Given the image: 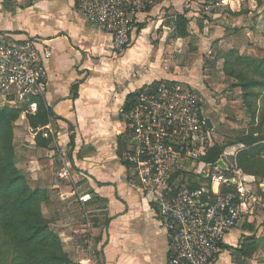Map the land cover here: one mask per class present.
<instances>
[{
    "label": "crops",
    "instance_id": "1",
    "mask_svg": "<svg viewBox=\"0 0 264 264\" xmlns=\"http://www.w3.org/2000/svg\"><path fill=\"white\" fill-rule=\"evenodd\" d=\"M262 3L259 7L258 0H244L241 12L204 16L185 13L182 0L167 1L140 19L132 44L118 55L112 36L78 13L76 0H0V40L36 39L53 53L43 99L49 124L39 128L53 143L40 148L33 136L31 145L44 160H16L22 172L32 171V180L43 176L50 192L59 187L54 185L60 183L56 170L60 174L68 162L74 189L49 196L51 201L60 196L68 208L77 206L83 212L76 240L67 239L73 264L168 263L167 232L122 160L127 139L123 109L128 96L163 80L206 96L205 57L220 51L224 55L237 50L246 56L260 51L247 42L258 40L264 27ZM181 15L190 20L184 38L175 26ZM215 41L219 43L213 46ZM23 126L35 135L29 124ZM83 195H90L91 201L80 202ZM235 233L239 231L228 239L233 235L236 241ZM233 243L228 240V246ZM240 257L225 250L215 264H242Z\"/></svg>",
    "mask_w": 264,
    "mask_h": 264
},
{
    "label": "built area",
    "instance_id": "2",
    "mask_svg": "<svg viewBox=\"0 0 264 264\" xmlns=\"http://www.w3.org/2000/svg\"><path fill=\"white\" fill-rule=\"evenodd\" d=\"M167 1L76 0V9L92 26L112 36L120 55L132 44L140 19ZM243 1L182 0V7L185 13L213 16L241 12ZM52 57V50L36 39L0 40L1 106L21 110L24 121L35 116L38 100L45 96ZM123 118L124 163L167 232V264H215L255 197L237 165L221 159L226 165L222 169L218 162L201 160L211 148V131L198 95L179 82L159 81L138 91ZM187 157L192 161L188 163ZM63 164L59 175L66 179L69 166ZM196 166L198 170L191 169ZM89 201L90 195L80 197L82 203Z\"/></svg>",
    "mask_w": 264,
    "mask_h": 264
},
{
    "label": "rangeland",
    "instance_id": "3",
    "mask_svg": "<svg viewBox=\"0 0 264 264\" xmlns=\"http://www.w3.org/2000/svg\"><path fill=\"white\" fill-rule=\"evenodd\" d=\"M157 31L154 30V32ZM193 42L195 45L196 39H193ZM218 43L219 41H215L213 46ZM247 46H260L261 48L260 51L255 49L254 54H248V59L254 58V64L264 59V27L262 32L258 34V40H253L252 43L248 41ZM248 49L247 53L250 52V49ZM214 54L205 57V67L208 70L203 74L202 80L206 81L207 84L202 90H205L206 96L201 91L198 92V89L195 90L182 83L181 85L185 89L195 92L199 97L205 116L209 119L210 146L222 148V159L229 165H238L237 161L239 159V164L246 168H240L239 170L248 177L247 183L252 186L250 193L255 197V200L251 201L252 209L250 208L242 215L233 230H237L239 233L234 234L237 235L236 241H234L233 235L228 239L231 243L235 242L228 251L231 252L232 256L238 258L237 247L246 238L244 245L249 255L240 257L242 258L241 263L264 264V159L262 157L264 149H260L264 146V141L251 146L242 142L243 139L249 136L264 137V90L256 85L262 79L255 67L256 64L247 63L243 59L247 54L242 55L239 51L238 56L223 55L221 51L218 55ZM239 56H241V60H237L236 57ZM23 124L28 125L29 122L19 118L14 124L13 146L15 157L19 156L21 161L24 158L25 160L34 158L37 162H41L44 158L31 145L32 139L36 138L39 131L38 129L36 131L32 130L35 134L32 135L31 131L27 130ZM16 128L22 131L16 132ZM42 135L44 139H49L44 136V131H42ZM10 140L9 133L5 129L0 130V164L2 160L6 161L7 159V145ZM251 150L253 151L252 155H246ZM243 152L246 154L241 155ZM122 160L124 161L123 155ZM187 161L188 163L192 161L191 157H187ZM191 169L198 170V167H192ZM24 170L21 173H23L25 181L29 183V189L32 192L39 191L42 194V196H39L40 200L44 198L43 192H46V198L50 190L44 185L43 176L38 174L37 179L32 180V171ZM14 173L13 171L2 173L4 176L0 179V183L3 187L11 181ZM56 173L58 175L57 180L61 184L54 183L59 187L51 191L52 195L55 192H66L74 189L72 178L62 179L59 175V169L56 170ZM23 195H25V191L19 186L11 196L0 198V207L5 208L6 219L15 223L17 220L24 222L21 227L15 224V227L9 233H6L5 226L1 225L4 222L0 223V264H50L51 260L49 259L53 256L59 257L57 258L58 263L65 264L63 257H67V259L70 257L67 239L73 237L74 241L76 240L78 235L77 226L81 222L79 213L83 214V212L77 206L73 207L72 205L71 208H68L67 201L61 199L60 196L51 201L49 195L47 197L48 201L42 203V205H36L32 212L29 210L14 211V201ZM75 204L77 205L76 202ZM30 215H34L32 221ZM34 226H43L40 227L41 234L34 243L27 245L24 243V238L35 230ZM5 250L6 254L3 255ZM225 256H223L222 262L226 261L227 257Z\"/></svg>",
    "mask_w": 264,
    "mask_h": 264
},
{
    "label": "trees",
    "instance_id": "4",
    "mask_svg": "<svg viewBox=\"0 0 264 264\" xmlns=\"http://www.w3.org/2000/svg\"><path fill=\"white\" fill-rule=\"evenodd\" d=\"M258 4L259 7L262 6V0H258ZM190 23V20H188L184 15H181L178 17L177 21H176V31L178 36L180 37H186L187 36V27L188 24ZM229 54L228 56H234V55H239L238 51L236 50H232L230 52H227L226 55ZM225 55V56H226ZM239 57H236L237 60H241ZM235 58V59H236ZM249 56L243 57L244 60L247 61V63L249 62H255L254 58H250L248 59ZM242 59V60H243ZM251 64V63H250ZM254 64V63H253ZM256 64V65H255ZM254 65L256 67V69L258 70V72L261 75V79L262 81L257 83L256 85L260 86L261 89L264 90V59L259 60L258 62H256ZM137 93L131 94L130 96H128L125 107L123 109V117L124 114L126 112L129 111V109L131 108L133 101L135 99V97L137 96ZM38 104H39V109H38V113L35 116H29L28 117V122L30 127L36 131L39 128H43L46 127L49 124V119L47 116V112L45 110V105H44V101L43 99H39L38 100ZM22 114V111L19 109H14V108H9V107H2L0 104V130L5 129L7 131V133H9V135L11 136V140L8 142L9 144L7 145L8 148V156L6 161L2 160V163L0 164V179L3 178V174L5 172L8 171H13L15 172L13 174V178L11 179V181L9 183H7L4 187L3 185H1L2 183H0V198L1 197H9L13 194L14 190L17 187H22L25 191V195H23L21 198L17 199L14 201L13 205V209L14 211L17 212H23L26 210H29L30 212H32L34 210V207L37 205H42V203H46L48 201V195L46 196V192H43L44 198L43 199H39V196L42 194L39 191H31L29 189V183H27L25 181V177L23 175V173H21L22 171L18 169L17 167V160L15 157V153H14V146H13V133H14V129H15V122L16 120H18L20 118ZM72 139H74V136H72ZM36 144L38 147L40 148H49L51 146V144L53 143L52 139H44L42 132H39L35 138ZM264 141V137H253V136H249L246 139H243V144H247L249 146L254 145V144H260L261 142ZM120 149H121V145H122V141H120ZM4 149H6L5 147H3ZM260 149H264L263 147H260ZM123 151V150H122ZM121 151V153H122ZM253 151H248V153L246 154L245 152H243L241 155L246 154V155H252ZM223 156V149L218 147V146H214L211 147L207 154L202 157V161L208 163V164H215L217 162H219L222 159ZM239 159L237 161V167L240 169H246L245 167H243L242 165L239 164ZM195 187H199L198 185H194ZM5 208L0 207V223L4 222L1 225L5 226V231L6 233L11 232L12 228L15 227L14 225L16 224L18 227H21V225H24V222L17 220V222H10L9 220L6 219V212H4ZM31 216V221L32 219H34V215H30ZM40 227L43 226H39L36 227L34 226L35 230L30 233L29 235H27L24 238V243L27 245H30L32 243H34L37 238L40 236L41 231H40ZM243 238V237H242ZM246 239V238H245ZM245 239L242 240V243L237 247L238 250V254L241 257H246L247 255H249L246 251L245 245H244V241ZM231 246L228 245H224L223 246V250H228ZM6 254V250L4 251V254ZM1 255V256H3ZM57 258L59 257H52L49 260H51L50 264H60L57 262ZM70 258V257H69ZM67 259V257H63V260L66 262L65 264H72V261L70 259ZM17 264V263H15ZM64 264V263H63Z\"/></svg>",
    "mask_w": 264,
    "mask_h": 264
},
{
    "label": "water",
    "instance_id": "5",
    "mask_svg": "<svg viewBox=\"0 0 264 264\" xmlns=\"http://www.w3.org/2000/svg\"><path fill=\"white\" fill-rule=\"evenodd\" d=\"M218 165H219L222 169H225V168H226V165H225V163H224L222 160H220V161L218 162Z\"/></svg>",
    "mask_w": 264,
    "mask_h": 264
}]
</instances>
